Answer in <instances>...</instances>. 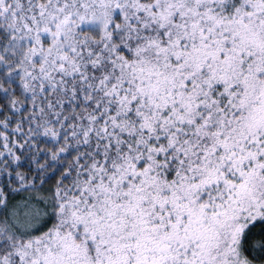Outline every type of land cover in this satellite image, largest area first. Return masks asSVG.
<instances>
[{
  "label": "trees",
  "instance_id": "obj_1",
  "mask_svg": "<svg viewBox=\"0 0 264 264\" xmlns=\"http://www.w3.org/2000/svg\"><path fill=\"white\" fill-rule=\"evenodd\" d=\"M5 1L0 264H264V0Z\"/></svg>",
  "mask_w": 264,
  "mask_h": 264
},
{
  "label": "rangeland",
  "instance_id": "obj_2",
  "mask_svg": "<svg viewBox=\"0 0 264 264\" xmlns=\"http://www.w3.org/2000/svg\"><path fill=\"white\" fill-rule=\"evenodd\" d=\"M7 1V0H6ZM6 1H5V4H6ZM37 35V34H36ZM37 37V36H36ZM263 189H264V187H263ZM249 200V199H248ZM248 200H243L242 202L244 203V204H248ZM261 208H263L264 209V197H263V200H262V202H261ZM20 213H24V215H25V217H28V218H32V217H37V211L35 212V210H34V208H32V209H30L29 211L27 210V209H22V211L20 212ZM42 223H43V220L41 221V225H42ZM31 226H33V225H31ZM65 232L69 235V231L68 230H65ZM79 233H77V234H75V235H73V238H77V235H78ZM27 243L26 242H24V241H19L18 242V247L16 248V253L17 254H19L20 256L23 254V251H24V249L25 248H28L27 247V245H26ZM226 246V248L229 250V251H231V252H233L234 251V249H235V247H236V249L238 250V248H237V245H236V243L234 244V242H233V244H231L230 243V245L229 244H225ZM23 256V255H22ZM21 256V257H22ZM32 255L31 254H28V257H22V259L26 262V263H30L31 261H32V257H31ZM237 257V256H236ZM47 259V258H46ZM232 259V258H231ZM226 264H229V261L228 262H226ZM238 264H244V263H241V262H239L238 261Z\"/></svg>",
  "mask_w": 264,
  "mask_h": 264
}]
</instances>
